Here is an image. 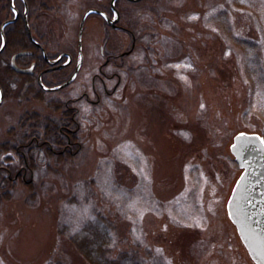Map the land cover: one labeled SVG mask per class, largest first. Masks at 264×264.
Wrapping results in <instances>:
<instances>
[{
  "label": "rangeland",
  "instance_id": "rangeland-1",
  "mask_svg": "<svg viewBox=\"0 0 264 264\" xmlns=\"http://www.w3.org/2000/svg\"><path fill=\"white\" fill-rule=\"evenodd\" d=\"M125 4L130 14L118 24L134 31L135 47L116 59L120 84L109 100L72 104L80 110L70 157L37 154L29 169L10 153L0 264H88L69 237L97 215L114 225L112 257L126 251L146 264H255L227 203L242 173L230 151L234 136L264 138V0ZM83 7L74 11L76 22ZM5 15L0 10V22ZM95 20L83 34L86 51L101 41ZM109 31L118 57L130 41ZM66 33L76 41L77 23ZM32 111L61 116L38 99L8 95L0 104V143L15 141L19 117Z\"/></svg>",
  "mask_w": 264,
  "mask_h": 264
},
{
  "label": "flooded vegetation",
  "instance_id": "flooded-vegetation-1",
  "mask_svg": "<svg viewBox=\"0 0 264 264\" xmlns=\"http://www.w3.org/2000/svg\"><path fill=\"white\" fill-rule=\"evenodd\" d=\"M128 2L133 1L5 0L3 5H0V10H4L6 14L0 22V45L4 36L6 46L7 33L11 53L7 61L0 58V88L3 99L6 100L8 95L35 99L34 93L28 88V82L34 83V80L45 94L64 90L71 91L69 97H64L61 101L72 111L74 128H78L75 116L79 113L80 108L72 104L83 99L88 105L96 106L102 100H109L120 84L117 70L121 69L123 64L117 62L116 59L128 56L135 47L136 35L134 31L125 24L121 26L118 24L119 21L123 22L124 16L130 14V9L125 4ZM113 6L116 8L117 14H115ZM80 7L84 9L76 22L73 14ZM91 17L96 18L97 22L94 27H99L102 37L98 44L91 43L90 50L86 51L83 34L89 27L88 21ZM7 20L10 22L3 27L2 36L1 27ZM76 23V41L72 39L67 41L65 39L66 31L74 27ZM114 28L126 33L130 41L128 49L120 52L118 57L117 52L114 51L109 31ZM78 32L81 33V39H79ZM13 56L15 66L24 70L23 72L11 65ZM38 76L46 87H57L68 81L69 78L72 80L70 84L68 83L61 89L47 91L38 83ZM74 141L71 138L67 140L66 147L70 152H72L73 145L76 144V139ZM19 173H21V169L16 172V175Z\"/></svg>",
  "mask_w": 264,
  "mask_h": 264
},
{
  "label": "trees",
  "instance_id": "trees-1",
  "mask_svg": "<svg viewBox=\"0 0 264 264\" xmlns=\"http://www.w3.org/2000/svg\"><path fill=\"white\" fill-rule=\"evenodd\" d=\"M216 16L222 20L223 16H221V14H217ZM226 25L228 24L226 23ZM226 32L229 33V31ZM230 39L240 42V44L247 42L236 36L230 37ZM6 41V46L0 53V58H3L5 61L8 60L11 53L7 33ZM254 66L253 64V75H255L256 80H259V77L256 76L255 73L260 71V68L257 67L256 71ZM260 78L263 81L264 77ZM33 82L34 83L28 82V88L34 93L33 97L39 101H43L53 110H61V116H42L33 111L23 113L17 121L18 134L15 141L0 143V201L4 199L7 200L10 197V189L13 185L12 178L10 175L7 176L6 174L12 167L13 157L10 154L11 152L17 156V161L20 166L33 169L36 167L35 156L37 154L40 156L45 155L46 157L54 156L57 161L70 157V151H68L66 147L67 140L68 138H71V140L73 138V140H75L74 132H72L75 127L72 111L69 110L63 102L45 97V92L38 86L36 80ZM11 130L13 129L9 131ZM26 186L29 187L30 190L33 187L32 183H26ZM113 230L114 225L112 221L107 220L101 215H97L77 232L71 234L69 241L74 246L77 253H79L88 264H146L138 259V255L135 252L131 254L123 251L113 257L110 256L109 251L112 243L111 233ZM47 264L62 263L56 261L48 262Z\"/></svg>",
  "mask_w": 264,
  "mask_h": 264
},
{
  "label": "water",
  "instance_id": "water-1",
  "mask_svg": "<svg viewBox=\"0 0 264 264\" xmlns=\"http://www.w3.org/2000/svg\"><path fill=\"white\" fill-rule=\"evenodd\" d=\"M130 1L137 2L139 0ZM113 8L117 14L116 8L114 6ZM96 12L100 13L99 11ZM8 22L10 20L2 24V36L3 27ZM80 32H78L79 39H81ZM4 46L5 39L3 36L0 52ZM11 65L21 72L24 71L15 66L14 56L11 59ZM39 76L38 83L47 91L62 88L68 83L70 84L72 80L69 78L68 81L57 87H46ZM2 100L4 99L0 88V104ZM232 141L230 151L234 156V162L242 169V173L235 182L228 200L227 215L235 225L237 233L249 254L248 256L252 258L255 264H264V138L256 133L243 132L236 134Z\"/></svg>",
  "mask_w": 264,
  "mask_h": 264
}]
</instances>
